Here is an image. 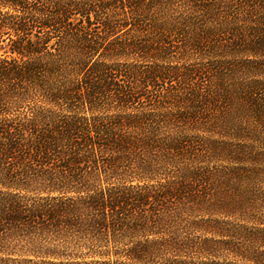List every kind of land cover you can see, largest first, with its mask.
<instances>
[{
    "label": "trees",
    "instance_id": "16d2710c",
    "mask_svg": "<svg viewBox=\"0 0 264 264\" xmlns=\"http://www.w3.org/2000/svg\"><path fill=\"white\" fill-rule=\"evenodd\" d=\"M0 264H264V0H0Z\"/></svg>",
    "mask_w": 264,
    "mask_h": 264
}]
</instances>
